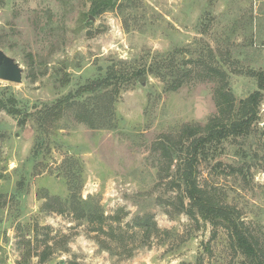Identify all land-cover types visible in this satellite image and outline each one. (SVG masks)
<instances>
[{
  "label": "rangeland",
  "instance_id": "1",
  "mask_svg": "<svg viewBox=\"0 0 264 264\" xmlns=\"http://www.w3.org/2000/svg\"><path fill=\"white\" fill-rule=\"evenodd\" d=\"M117 3L93 16L91 0H0V48L23 67L21 83L0 79V93L14 94L25 110H0V264H241L225 228L215 232L179 211L156 146L187 125L227 118L224 81L237 119L242 99L257 88L253 74L264 70V0ZM180 54L186 72L177 90L168 89L166 75L147 71L109 94L115 129H93L66 110L37 143L34 115L43 104L113 63L129 77ZM108 101L100 100L102 112ZM258 117L249 136L200 164L199 181L217 187L264 237V95ZM71 178L129 235L140 212H152L162 232L132 257H111L88 223L45 209L46 196H68Z\"/></svg>",
  "mask_w": 264,
  "mask_h": 264
},
{
  "label": "trees",
  "instance_id": "2",
  "mask_svg": "<svg viewBox=\"0 0 264 264\" xmlns=\"http://www.w3.org/2000/svg\"><path fill=\"white\" fill-rule=\"evenodd\" d=\"M118 0H91L90 14L99 16L117 5ZM120 4V5H119ZM119 60L118 62H122ZM117 63L108 66L105 73H100L92 79L78 86L74 91L43 104L35 112L38 135L37 143L45 140L47 135V122L57 123L66 110L74 113L79 122L87 123L93 129H115L118 124L116 112L111 108L112 97L118 93L119 87L131 77H140L147 71L155 75L167 76L168 89L177 90L183 84V74L186 72L185 59L182 54L169 58H161L146 69H133L131 76L128 72L117 69ZM257 88L254 92L242 99L237 119L231 118L234 111V99L228 90V83L224 81L223 96L229 108L227 118L216 117L207 125H187L178 134L166 137L156 146L160 161L166 164L169 186L176 191L174 203L179 211L189 215L192 219L201 218L212 224L215 232L218 228H225L231 239L234 250L242 257L241 264H264V237L257 233L243 217L242 211L231 205L217 187L202 185L199 181L200 164L203 161L216 159L224 152L225 144L233 138H245L250 135L253 124L258 120L259 108L264 95V70L253 74ZM109 99L107 106L100 100ZM225 104V105H226ZM0 110L12 115H21L25 110L17 106V99L11 92L0 93ZM25 115V114H24ZM30 113L20 119L25 125ZM233 169V167H232ZM24 184V181L21 182ZM74 180L70 179L67 197L46 196L44 207L59 213L70 212L77 220L85 221L92 231L98 232L97 240L101 250L108 251L111 257L119 256L121 259L134 256L135 251L146 247L153 237L160 235L159 228L152 212H140L135 215L132 223L133 231L121 224L114 225L109 222L100 203L92 197L84 199L81 194V185L76 189ZM173 203V204H174ZM116 221V220H114ZM18 264H25L19 262Z\"/></svg>",
  "mask_w": 264,
  "mask_h": 264
},
{
  "label": "water",
  "instance_id": "3",
  "mask_svg": "<svg viewBox=\"0 0 264 264\" xmlns=\"http://www.w3.org/2000/svg\"><path fill=\"white\" fill-rule=\"evenodd\" d=\"M0 79L12 83H21L23 67L20 63L0 48Z\"/></svg>",
  "mask_w": 264,
  "mask_h": 264
}]
</instances>
